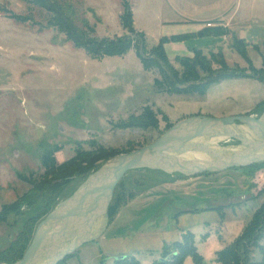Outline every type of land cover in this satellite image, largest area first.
Instances as JSON below:
<instances>
[{
  "label": "rangeland",
  "instance_id": "374dc122",
  "mask_svg": "<svg viewBox=\"0 0 264 264\" xmlns=\"http://www.w3.org/2000/svg\"><path fill=\"white\" fill-rule=\"evenodd\" d=\"M58 1L74 9L76 27L89 38L114 39L127 34L120 19L121 0ZM126 1L135 30L144 34L147 52L160 38L174 31L187 32L170 24L177 15L169 0ZM175 1L184 12L211 0ZM262 7L259 3L248 29L235 33L226 29L229 33L223 37L195 40L191 36L179 42L183 50L192 53V49H201L207 58L221 51L230 70L250 76L213 84L204 96H198L159 93L153 85L160 79L159 72L145 71L134 49L123 57L93 60L67 42L64 34L44 28L49 19L46 11L19 0H0V211L5 205H19L0 222V252L18 238L27 221L39 218L44 211L45 191L19 180L16 174L41 181L44 169L40 159L46 149L61 148L54 154L59 165L71 159L76 150L89 151L87 143L91 141L121 152L140 149L162 136L168 123L174 125L195 116L260 117L264 113V84L253 78L258 73L250 67L256 71L264 68ZM12 16L31 20L18 23ZM233 35L244 40L247 59L232 48ZM164 47L172 66L181 71L175 62L177 49ZM211 68L219 71L220 65L211 63ZM147 106L157 116L154 128H120ZM234 145L236 141L219 143L220 147ZM83 181L79 177L70 181L56 206ZM263 190L264 164L192 177L150 169L130 171L114 196L120 191L126 199L130 193L136 196L111 223L108 221L100 238L83 245L67 263L114 264L116 258L127 257L152 264L160 259L164 246L181 242L183 234L190 232L205 263L217 264L212 262L216 254L242 233L261 208ZM45 217L35 220L37 225ZM258 245H264V239ZM253 251L257 260L258 249ZM183 264L194 262L187 257Z\"/></svg>",
  "mask_w": 264,
  "mask_h": 264
},
{
  "label": "trees",
  "instance_id": "16d2710c",
  "mask_svg": "<svg viewBox=\"0 0 264 264\" xmlns=\"http://www.w3.org/2000/svg\"><path fill=\"white\" fill-rule=\"evenodd\" d=\"M19 1L46 11L49 19L44 28L56 29L59 33L64 34L67 42H70L75 49L83 50L93 60H101L107 57H123L131 49H134L145 71L156 69L159 72L160 79H155L153 83L159 93L170 95L196 94L198 96H204L213 84L229 79L250 78V76H247L243 72H233L230 70L223 60L221 51L211 53L209 58H207L201 50L194 49L192 50V57L175 58V62L179 64L181 71L175 69L167 57L164 45L167 43L186 41L190 35L162 37L158 44L147 52L145 49L144 34L135 30L132 11L126 0H121L123 13L120 19L122 27L127 34L114 39L102 40L89 38L83 30L76 27L75 12L70 5L61 4L58 0ZM12 18L18 23H27L31 20L29 17L23 18L20 16H12ZM228 33L229 31L225 28L214 26L213 28H205L194 36L198 38L223 37ZM244 46V40L236 39L233 35L232 48L236 53L241 54L247 59ZM211 63L219 64L220 70H212ZM250 68H252L254 74L258 73L256 76L253 74V78L256 77L260 83L264 84V68L259 71L253 70V67ZM262 102L264 103V101ZM163 118L167 122V117L163 116ZM156 123L157 116L155 112L147 106L143 108L140 115L129 117V120L122 123L120 128L147 129L154 128ZM172 125L168 123L166 125V131ZM87 144L90 147L89 151L76 150L75 155L71 159L59 165L56 164L54 154L61 148L46 149L40 159L44 174L42 180L39 182L31 180L29 177L20 173L16 174L19 180L45 191V194L42 196L44 211L40 217L47 215L56 206L57 201L62 197L65 186L74 178L79 177L85 180L87 176L96 171L105 162L120 154L133 151L121 152L106 149L98 145L95 141ZM117 188H120V183L115 189ZM262 193H264V190ZM124 194V191H120L115 196L113 195L108 208L109 223H111L119 210L136 196L130 193L127 197L128 199H126ZM18 208L19 205L17 202L12 205L3 206L0 211V222H5L8 214L15 213ZM39 218L35 220L38 221ZM35 220L27 221L18 238L9 247L0 252V263L5 262L11 264L21 259L27 246L31 242L34 228L37 225V221ZM206 237L207 235L204 236V238ZM262 239H264V203L253 215L242 233L230 245L219 251L212 262L217 264H264V245H258V242ZM254 247L258 249L259 258L257 260L253 258ZM72 256L66 257L58 264H68L67 261ZM187 257H191L194 264H207L198 254L194 243V236L190 232L183 234L181 242L164 246L160 253V259L152 262V264H183ZM114 264L140 263L133 258L119 257L114 260Z\"/></svg>",
  "mask_w": 264,
  "mask_h": 264
},
{
  "label": "water",
  "instance_id": "95a60500",
  "mask_svg": "<svg viewBox=\"0 0 264 264\" xmlns=\"http://www.w3.org/2000/svg\"><path fill=\"white\" fill-rule=\"evenodd\" d=\"M229 141L237 145L219 146ZM261 163L264 113L260 117L185 119L150 145L120 154L87 176L37 225L30 245L13 264H58L100 238L108 226L114 190L130 171L150 169L192 177Z\"/></svg>",
  "mask_w": 264,
  "mask_h": 264
},
{
  "label": "crops",
  "instance_id": "0c3cea01",
  "mask_svg": "<svg viewBox=\"0 0 264 264\" xmlns=\"http://www.w3.org/2000/svg\"><path fill=\"white\" fill-rule=\"evenodd\" d=\"M260 1L261 2H255V0H217L216 2L215 0H211L208 2H201L199 4L192 3L195 4L194 6H191L193 9L190 11L185 9L183 12L179 9V6H177L178 4L175 0H169V3L172 5V7H174V13L177 15L175 21L170 22V24L179 26L181 27L180 29L183 27V30L187 32L178 34L176 31H174V34L165 37L190 35V37L193 36L190 39L199 40L201 38L195 37L194 35L205 29L208 25H212V27L220 26L230 30L233 33H235L237 30H243L245 28L248 29L251 22L254 21L259 3L263 5L262 9H264V0ZM233 5L235 8H233ZM261 13L264 14V10H262ZM165 46L174 47L177 49L175 50L177 51V53H175L176 57H192V53L183 50L181 45L179 46V42L175 44L167 43ZM178 52L180 55H178Z\"/></svg>",
  "mask_w": 264,
  "mask_h": 264
}]
</instances>
